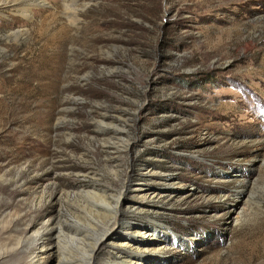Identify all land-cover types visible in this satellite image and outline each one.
Instances as JSON below:
<instances>
[{"label":"rangeland","instance_id":"rangeland-1","mask_svg":"<svg viewBox=\"0 0 264 264\" xmlns=\"http://www.w3.org/2000/svg\"><path fill=\"white\" fill-rule=\"evenodd\" d=\"M137 246L264 264V0H0L1 264Z\"/></svg>","mask_w":264,"mask_h":264},{"label":"bare ground","instance_id":"bare-ground-1","mask_svg":"<svg viewBox=\"0 0 264 264\" xmlns=\"http://www.w3.org/2000/svg\"><path fill=\"white\" fill-rule=\"evenodd\" d=\"M95 206H97L96 208H98V209H96L97 211L96 212H100L101 211V206H100V204L98 205V204H96ZM102 212V211H101ZM50 229V228H49ZM48 229V230H49ZM50 230H53V229H50ZM44 231V230H43ZM40 233V232H39ZM39 236H40V238H39V242L37 243V249L38 250H40V249H46L47 248V245H45L44 244V235H43V233H40L39 234ZM136 253L132 256V257H130L129 259H127V261H125L124 263L125 264H134L133 263V261H131V260H133L134 259V257L135 256H137L136 254L137 253H139V250H140V247L139 246H137L136 248ZM5 258L6 257H3V258H1L0 259V264H1V262H3L4 260H5ZM141 258H142V260L138 263V264H142L141 262H143L144 261V258L141 256ZM31 261H33V259H26L24 262H31ZM76 262L77 261H69V260H64V261H62L60 264H76Z\"/></svg>","mask_w":264,"mask_h":264}]
</instances>
